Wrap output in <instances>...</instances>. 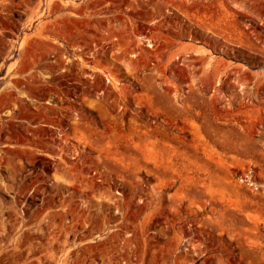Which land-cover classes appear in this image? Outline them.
<instances>
[{"label":"rangeland","instance_id":"374dc122","mask_svg":"<svg viewBox=\"0 0 264 264\" xmlns=\"http://www.w3.org/2000/svg\"><path fill=\"white\" fill-rule=\"evenodd\" d=\"M0 264H264V0H0Z\"/></svg>","mask_w":264,"mask_h":264},{"label":"bare ground","instance_id":"6f19581e","mask_svg":"<svg viewBox=\"0 0 264 264\" xmlns=\"http://www.w3.org/2000/svg\"><path fill=\"white\" fill-rule=\"evenodd\" d=\"M200 26H201V25H200ZM202 27H203V28H207V25H202ZM146 42L149 43V45H148L149 47H152V45H151V41H150L149 39H147Z\"/></svg>","mask_w":264,"mask_h":264}]
</instances>
